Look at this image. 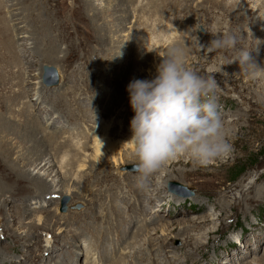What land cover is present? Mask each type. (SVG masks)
<instances>
[{
	"label": "rangeland",
	"instance_id": "rangeland-1",
	"mask_svg": "<svg viewBox=\"0 0 264 264\" xmlns=\"http://www.w3.org/2000/svg\"><path fill=\"white\" fill-rule=\"evenodd\" d=\"M93 1L91 11L86 5L91 0H0L1 111L22 124L27 116L23 105L31 106L44 93V104L32 113L50 121L48 135L57 134V125L73 130L59 140L69 141L81 158L66 180V170L59 168L62 160L53 173L41 171L51 173L54 183L42 199L47 193L70 191L62 197L47 194L46 201L52 202L45 205L25 203L26 197L38 198L37 191L30 190L33 185L12 182L14 189L25 190L9 200L13 204H5L10 211L0 209V264H264V0H219L217 5L178 0L173 7L167 5L174 0H157V14L149 13L152 7L146 3L151 0H137L128 9H120L118 0ZM139 4L147 6L146 15ZM100 10L108 12L95 23L93 15ZM123 12L128 19L121 17ZM229 32L237 37L235 49L206 51L212 34ZM173 48L182 51L187 68L216 79L230 151L204 166L177 157L139 189L132 147L126 143L134 115L126 86L132 79L154 78ZM241 48L251 52L258 69L254 75L233 61ZM46 66L57 70L58 86L45 87ZM54 99L62 103L53 106ZM53 114L61 119L53 122ZM115 123L108 138L122 151H107L97 160L91 149L95 138ZM83 144L90 150L80 151ZM65 148L68 156L70 149ZM111 194L125 197L114 204L146 212L132 218V209L122 208L123 221L128 220L123 241L120 229L113 237L102 233L109 227L100 214L111 208L106 202ZM3 200L0 195V206ZM32 208L39 212L32 213ZM92 214L98 217L96 223ZM203 219L208 222L202 228L183 232L189 223ZM75 234L81 238L73 239ZM66 242L73 245L63 247ZM103 246L115 255L99 250Z\"/></svg>",
	"mask_w": 264,
	"mask_h": 264
},
{
	"label": "clouds",
	"instance_id": "clouds-1",
	"mask_svg": "<svg viewBox=\"0 0 264 264\" xmlns=\"http://www.w3.org/2000/svg\"><path fill=\"white\" fill-rule=\"evenodd\" d=\"M212 37L208 53L235 49L238 43L230 32ZM250 53L241 48L233 61L245 70L251 68L249 74L254 75L258 69ZM218 87L213 76L187 68L178 48L163 58L154 78L130 80L126 92L134 115L126 143L132 147L137 188H146L149 178L177 157L186 156L204 166L230 151L215 95Z\"/></svg>",
	"mask_w": 264,
	"mask_h": 264
},
{
	"label": "bare ground",
	"instance_id": "bare-ground-1",
	"mask_svg": "<svg viewBox=\"0 0 264 264\" xmlns=\"http://www.w3.org/2000/svg\"><path fill=\"white\" fill-rule=\"evenodd\" d=\"M109 1V0H108ZM137 0H118V5L120 7V9H123L124 7H126L127 9L132 7V5H134L136 3ZM139 3L141 0H138ZM149 1V0H146ZM145 1V2H146ZM192 1V0H191ZM94 3L91 2L87 3V7H89V9L91 10V8L95 5V1H93ZM112 2V0L110 1ZM109 2V3H110ZM144 2V1H143ZM157 0H151V2L146 3V5L148 7H152L149 10V13L153 10L155 12V14L158 13L157 8H153L156 5ZM178 0H174L172 3L168 4L167 7H173L176 5H178ZM210 3L213 4H219V0H209ZM2 3V2H1ZM122 6H121V5ZM145 4H139V10L140 13H145L144 15L147 14L146 10V6ZM222 5V4H221ZM144 6V7H143ZM117 7V6H115ZM143 7V8H142ZM93 10V8H92ZM91 10V11H92ZM117 10V8H114V11ZM123 11V10H121ZM96 12V11H95ZM106 12H108V10L106 11H98V13H96L95 15H93V19L94 22L98 23V21L103 20V17H105ZM153 12V13H154ZM126 13V11H125ZM124 17V12H123V16ZM125 19H128V16L124 17ZM124 23V22H123ZM94 24V23H93ZM110 24V23H109ZM105 28V27H104ZM111 28V27H110ZM115 28V27H114ZM121 28V27H120ZM119 30H122V28ZM125 28V27H124ZM115 30V29H114ZM117 30V29H116ZM103 31V30H102ZM105 31V30H104ZM161 31V30H160ZM161 33V32H160ZM102 34V33H101ZM106 35V34H105ZM107 36V35H106ZM108 37V36H107ZM106 37V38H107ZM12 43V42H11ZM132 43V42H131ZM115 45V44H114ZM8 46V45H7ZM114 47V46H113ZM133 50V49H132ZM130 58V57H129ZM133 58V57H131ZM130 61H132L130 59ZM132 63V62H131ZM126 66V65H125ZM129 66V65H128ZM41 76V73H40ZM41 85V84H40ZM58 86V85H57ZM46 87V86H45ZM40 88L42 89V87L40 86ZM48 88V87H46ZM44 93H41V96L38 98L37 102L34 104H31V106L29 105H23V107L27 108V109H23L24 113L27 115L25 122L20 124V123H16L14 121H12V119L8 118L6 116V114H4L1 109L3 110L2 104L0 103V195L1 198L4 197L3 200V204L0 206L1 208H5V210H7V208L5 207V204L7 202L10 203H14L11 202L9 200H13L11 198H14L15 195L18 196V192H22L25 189H14V184H12V182H18V185H22L21 183H27L30 185H33L31 189H35L34 191H37V196L34 200L30 199L31 197H26L25 198V203L26 201L28 202H32V201H36L35 204H39L40 206L47 204V202H52L50 201H46L45 196L47 194L49 195H53V194H57L58 196L60 195V197H62L63 195H68V193H59V192H54V193H47L44 194L43 199L40 196L43 192L47 191L50 192L52 189H54V183H52V181H49V178L51 177V173H53L54 167H56L59 163L60 160H62L61 164H60V169H64L66 170L64 179L66 180V178L68 177L69 174H71V169L73 165H78L80 163L81 158H79L80 153L76 150V148L72 145L69 144L70 142L65 140V138H63L64 140L61 142L59 139H61V134H67L70 135V131L71 130H64L61 126V128L58 129V125L56 127V132L57 134H52V135H48L46 132L47 128H50L49 122L47 123L44 122V117H42L40 114L35 115L33 114L32 110H34L36 108L37 105L44 104L41 101V97L43 96ZM77 95V94H76ZM43 98V97H42ZM69 99V98H68ZM64 100V99H63ZM55 101V102H54ZM75 101V100H74ZM54 103V104H52ZM62 103V100H58V99H54L50 104H52L53 106L55 105H60ZM99 103V102H98ZM80 104V103H79ZM47 108V107H46ZM52 108V107H51ZM32 109V110H31ZM85 109V108H84ZM67 110V109H66ZM83 111V110H82ZM86 111V110H85ZM95 112V111H94ZM86 113V112H85ZM60 115H62L61 112H59ZM87 114V113H86ZM54 118H52L51 120H53V122H56L57 119H61L60 115L58 114H53ZM92 115V114H91ZM90 115V116H91ZM46 116V115H45ZM48 117V116H47ZM70 117V116H69ZM50 118V117H49ZM48 118V119H49ZM86 118V117H85ZM96 118V117H95ZM64 119V118H63ZM89 119V118H88ZM92 120V118H90V121ZM98 119H96L97 121ZM100 120V118H99ZM67 120H65L66 122ZM70 121V119H69ZM58 122V121H57ZM64 122V121H63ZM102 122V121H101ZM100 122V124H101ZM114 122V121H113ZM68 123V122H66ZM88 123V122H87ZM103 123V122H102ZM112 123V121L110 122ZM55 124V123H54ZM57 124V123H56ZM70 124V123H69ZM119 123H115L114 126H110V128H108V126L104 127V129L102 130V135L101 137L98 135L95 138V147L91 148L92 150L95 151L96 154V159L98 160L99 156H105V152L107 151H111L114 152L117 149L122 151V148L120 149V144L116 145L115 141L113 142L112 140H110L109 137V133L111 132V130H113V127L117 126ZM103 125V124H102ZM120 126V125H119ZM53 127V126H52ZM46 128V129H45ZM123 128V127H122ZM78 130V128H75V130ZM80 130V129H79ZM123 131V130H122ZM85 132V131H84ZM72 134L73 130L71 131ZM123 134V132H122ZM73 137V136H71ZM76 137V136H74ZM68 138V137H67ZM76 139V138H75ZM60 141V143H57L56 141ZM84 145V144H83ZM82 145V146H83ZM66 146H68V148L70 149L69 151V155L66 156V152H64L66 150ZM81 146V147H82ZM79 147V146H78ZM82 152H86L88 150H90V147L87 145H84L82 148H80ZM110 153V152H109ZM114 153H112L113 155ZM67 157V158H66ZM64 159H67L64 162ZM57 161V162H56ZM121 163H125L124 161H122ZM126 164V163H125ZM124 164V165H125ZM34 168V170L32 171L31 169ZM40 168V170L35 174V171ZM80 168V167H79ZM51 170V171H50ZM41 171H49L51 172L49 175L45 176L44 174L41 175ZM60 173V172H59ZM61 173V174H63ZM70 176V175H69ZM125 177H127V179H130V175H125ZM56 178V177H55ZM121 179V178H120ZM126 179V178H125ZM132 179V177H131ZM115 181V180H114ZM127 181V180H126ZM66 182V181H65ZM64 182V185H65ZM133 182V181H132ZM67 183V182H66ZM121 183V182H120ZM136 184V183H135ZM63 185V184H62ZM151 186V185H150ZM62 187V186H61ZM65 187V186H64ZM63 187V188H64ZM128 188V187H126ZM253 188V187H252ZM29 189V188H27ZM93 189V188H92ZM62 190V189H61ZM112 190V189H111ZM34 191H32L34 193ZM11 194H10V193ZM36 193V192H35ZM247 193V192H246ZM78 194V193H77ZM9 195V196H8ZM12 195V196H11ZM79 195V194H78ZM92 195V194H91ZM245 195V194H244ZM40 196V198H39ZM248 196V195H247ZM106 197V196H105ZM108 199L106 202L111 203L110 205V209L108 208L107 212L105 215H103L104 213H101L100 215H102V218H106V222L105 225H107L109 227L108 229H102V233L104 234H109L110 236H116L117 232L115 230L120 229L118 231V233L121 234L120 238L121 241H123V237L122 234L124 232V230L126 231L125 228V223L128 221L127 219L123 221V214L125 213L123 211L122 208H126V209H130L131 207L125 206L128 205L127 203L125 205H123L122 203L120 204H114V202H122L125 201V197L122 198H118L117 195L111 194V195H107ZM21 198V197H20ZM23 198V197H22ZM110 198V199H109ZM102 199V197H101ZM45 200V201H44ZM54 200V199H53ZM103 200V199H102ZM104 201V200H103ZM28 202V203H29ZM54 202V201H53ZM26 205V204H25ZM104 205V204H103ZM105 206V205H104ZM103 206V207H104ZM121 206V207H120ZM9 207V206H8ZM20 207V206H19ZM19 207H17L19 210ZM107 207V206H106ZM13 208H16L13 207ZM29 208V207H27ZM146 208V207H145ZM33 212L32 213H36L38 210L32 208ZM132 209V208H131ZM148 209V208H147ZM138 209H132V213L134 214L132 218H138V217H142L144 215H146V212H142L141 214L137 211ZM1 211V210H0ZM3 211V210H2ZM7 211H10V208H8ZM15 211V210H13ZM6 212V211H5ZM39 212V211H38ZM27 213V212H26ZM97 214V213H96ZM92 214L91 215V222H95L96 223V218L98 219V217H96L97 215ZM148 214V213H147ZM27 214H24V217ZM129 218V217H128ZM102 221V219L100 220ZM105 222V221H104ZM208 222V220L203 219V221H199V222H191L189 223L183 230V232H187L189 230H196L197 228H202L201 226H204L206 223ZM41 223V222H40ZM31 224V223H30ZM33 225V224H31ZM101 225V224H100ZM117 225V227L115 226ZM168 226V225H167ZM167 226H163L164 230L162 229V231L166 232L165 228H167ZM34 227V226H33ZM31 227V229L33 228ZM86 228V227H85ZM100 228V227H99ZM145 228V227H144ZM162 228V227H161ZM61 229V228H60ZM59 229V230H60ZM83 229V228H82ZM97 230V229H96ZM105 230V231H104ZM197 231V230H196ZM119 236V234H118ZM139 236V235H138ZM83 237V236H82ZM32 239H35L36 237H31ZM64 238V237H63ZM77 238H81L80 234H75L73 235V239H77ZM125 238V237H124ZM62 239V238H61ZM28 240V239H27ZM73 240V242L75 241ZM106 241V240H105ZM73 242H69V243H63V247H67V246H72ZM107 242V241H106ZM119 243V240L117 241ZM150 242V241H149ZM189 243H191L190 241H188ZM77 243V242H76ZM187 243V244H189ZM114 244V243H113ZM150 244V243H149ZM110 246V244H109ZM83 246L81 245L80 248H82ZM89 247V246H88ZM93 248V247H92ZM88 248H86L87 250ZM85 250V251H86ZM103 252H107L110 255H115V252L110 251V249L107 246H103L101 249ZM77 255V254H76Z\"/></svg>",
	"mask_w": 264,
	"mask_h": 264
},
{
	"label": "water",
	"instance_id": "water-1",
	"mask_svg": "<svg viewBox=\"0 0 264 264\" xmlns=\"http://www.w3.org/2000/svg\"><path fill=\"white\" fill-rule=\"evenodd\" d=\"M44 85L46 87H54L59 84V75L55 68L53 67H44ZM174 186H177L178 188H183L178 184H174Z\"/></svg>",
	"mask_w": 264,
	"mask_h": 264
}]
</instances>
